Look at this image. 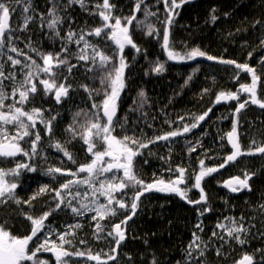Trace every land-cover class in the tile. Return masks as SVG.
Wrapping results in <instances>:
<instances>
[{
  "label": "trees",
  "instance_id": "obj_1",
  "mask_svg": "<svg viewBox=\"0 0 264 264\" xmlns=\"http://www.w3.org/2000/svg\"><path fill=\"white\" fill-rule=\"evenodd\" d=\"M53 2L59 6L57 14L63 19L58 29L61 37L66 35L69 28L77 32L81 29L88 31L104 23L100 16L95 14L99 11L96 7L97 3L102 5L103 0H84V7L79 3L64 7L68 4V0H31L32 11L29 13L23 12V4L16 5V11L10 17L13 41L18 48L23 49L41 65L42 59L35 53L29 52V43L45 53L60 52L62 46L60 39L50 38L52 33L47 28L50 19L48 13ZM136 2L137 0H110V4L115 5L112 9L114 17L136 15V20L127 26L133 41L140 49L137 52L130 45H126L123 51L128 65L125 69L126 86L118 100V111L114 120L116 128L113 135L122 137L125 129L128 130V135H132L133 131L138 135L143 132L149 138L162 135L176 128H182L184 124H190L194 115L202 114L208 108H212L206 122L195 132L192 130L169 141L151 144L149 149H143L145 154L137 156L134 160V171L139 178L146 183L158 179H164L166 182L174 180L179 176L175 171L178 166L187 169L186 177L193 176L200 171V160L204 161L205 167H219L226 156L233 151L228 143L227 133L232 130L234 123L237 125V137L242 150L255 147L252 141H256L258 145L264 144V109L249 103L240 113H235V108L240 102L250 99V94L242 92L240 85L251 84V74L236 69L235 65L218 62L219 59L234 60L236 63H247L255 68L257 75L260 76L257 96L264 99V65L260 63L264 58V49L259 46L261 39H264V0H198L193 5L175 10L178 15L174 13L173 23L169 29L172 50L183 54L193 48H199L207 55L218 58L217 60H208L205 57L169 60L167 52L162 47L164 25L160 21L166 16L163 0H144L140 11L135 10ZM145 10L155 12L156 15L145 16ZM212 15L217 16L215 22L211 19ZM29 16L32 19L25 28V17ZM256 21H260V24ZM109 23L114 24V20H110ZM124 23L122 20V25ZM149 26L160 35L149 36L147 34ZM86 39L98 43L108 55L116 51V46L110 40L104 39V43L95 36H87ZM69 48L70 52L77 50L75 44L70 45ZM249 53H252L251 58ZM7 54L28 63L23 55L17 57L16 53ZM69 59L70 63L77 65L68 79V83L74 86L69 91V97L60 105H56L51 99L42 96L43 86L39 85L37 80L35 82L39 96L30 98L24 105L25 110L41 109L43 115L54 110L53 115L56 116L51 137L45 134L42 123L36 125L35 130H40L42 137L38 144L40 155L31 160V163L37 166V174L29 181L26 180L23 185L24 189L29 190V192L25 191L24 201L37 193L41 186L47 185L48 182H42L39 176L41 169H47L49 166L64 169L63 153L50 147V143L59 141L73 154L76 163L70 161L69 170L76 171L79 165L86 164L92 159L87 153V145L83 144L78 136L73 139L66 129L73 124L77 111H81V116L76 118L81 122L84 120V112L94 111L93 100L89 99V93L80 85L87 84L90 89L100 90V95L92 93L97 103L103 98L104 85L101 84L98 73L86 71V68L91 66V62L85 65L84 61H78L70 55ZM6 60L7 56H4L0 59V63ZM157 63L164 65L165 70L162 73L152 70ZM10 70H12L10 62L5 63V73ZM60 70L68 75L63 66ZM15 71L17 79H22L20 66H16ZM189 77L191 80L188 79ZM4 84L5 91L11 93L10 82L4 81ZM141 91L145 93V97L139 96ZM220 92L236 93L239 95V101L215 107L214 102ZM5 103L10 104L9 101ZM182 116L185 117L183 121L179 119ZM120 125L124 127L121 128ZM7 127L10 134L14 135L15 126ZM33 138L26 137L19 143L23 148L30 149V143L25 141ZM66 141L70 142L65 143ZM197 145L199 146L196 147L195 152L189 151ZM99 147L102 149L103 145ZM2 162L0 169L4 170L14 168L17 163L16 160ZM169 168L172 169L171 172L168 171ZM245 172L254 173L250 183V193L238 197L228 195L222 189V184L236 176L243 178ZM86 175L80 173L79 177L84 178ZM17 180L19 183L18 178L9 175V181ZM193 184L194 178L189 179L181 188H188V198L196 200L200 197V191L192 187ZM201 187L206 194V204L188 203L174 193L155 191L145 193L140 199L136 215L126 226V239L118 249L120 264H129L128 256H131L133 264H152L153 259L156 264H186L188 260L186 250L193 240L194 232L204 241H208L205 256L199 257L203 264H235L245 254L254 255L255 264H260L261 256L264 255L257 251L264 249V235H262L264 209L261 208V205H264V154L238 157L235 162H229L225 167L219 168V171L205 177ZM17 190L18 188L15 191L16 197ZM80 191L83 193L82 188ZM39 199L41 197L32 200L31 204L23 203L22 211L21 204L17 205L9 201L8 204L0 207V223L6 220V226L11 233L19 237L29 235L31 225L24 214L38 216L54 203L50 198ZM204 208L209 210L201 215L200 210ZM120 213L123 214V211ZM91 216L93 215L83 216V240L87 242L83 244V250L91 247L93 253L101 252L102 260H106L107 257L103 253L109 251L111 238L104 237L107 231L111 230V224L119 222L122 215L108 220L97 218L96 221L91 220ZM227 216L244 219L246 222L244 226L250 227L248 242L243 245L236 244L239 246L237 248L234 240H229L228 244H217L218 246H214L216 249H209L214 243V238L216 239L212 233L216 232V226ZM97 222L105 228L104 232L99 233L100 239H97L98 230L95 227ZM198 223L202 225V231L195 227ZM40 236L42 239L43 233ZM34 242L35 238L30 243V247ZM217 250L220 251V255H217ZM38 255L49 264H56L50 252H41ZM87 264H97V262L88 261ZM108 264L115 262L109 261Z\"/></svg>",
  "mask_w": 264,
  "mask_h": 264
},
{
  "label": "snow or ice",
  "instance_id": "obj_2",
  "mask_svg": "<svg viewBox=\"0 0 264 264\" xmlns=\"http://www.w3.org/2000/svg\"><path fill=\"white\" fill-rule=\"evenodd\" d=\"M187 2L188 0H163L166 16L164 20L160 21L164 25L162 30V47L167 52L168 59L192 60L197 57H205L208 60H217L218 58L207 55L199 48H193L183 54L172 50L169 29L173 23V15L174 13L178 15L175 10ZM76 3H79L81 7L85 6L84 0H68V4L64 7ZM143 3L144 0H137L135 10L140 11ZM18 4L24 5L22 9L24 13L32 11L31 0H0V59L7 56V60L4 63H0V157L15 158L18 155H23L31 161L34 157L40 155L38 144L42 137L40 130H35L37 121L44 125L45 134L51 137L53 121H55L56 116L51 115L49 118H45L41 109L33 108L25 110L24 105L29 102L30 98L34 99L38 94V86L35 82L37 80L39 85L43 86L42 91L44 95L46 97L53 95L57 104H60L62 99L69 97V91L74 86L68 83V79L72 75L73 69L77 67L76 64L70 63L69 55L75 57L78 61H84L85 65L91 62V66L87 67L86 71L98 73L104 88L102 90L103 98L97 103L92 93L95 92L96 95H100V90L90 89L87 84L80 85L84 91L89 93V99L93 100L92 109L94 111L84 112V120L82 122L76 119L81 116V111H77L73 124L69 125L66 129V131L71 133L73 139L78 136L83 141V144L87 145V153L92 157L91 161L79 165L76 171L54 166L47 168L46 174L52 176L53 179H57V176L54 174H61L72 178L62 182L59 188L51 189L55 193L53 197L54 203L50 204L42 214L38 216L24 214L25 219L31 225L29 235L19 237L11 233L10 229L6 226V220L4 223H0V264H29V262L30 264H49L47 260L39 257L38 254L41 252L53 253L56 264H87L88 261H96L97 264H108L109 261H114L115 264H120L118 249L126 239V226L128 221L132 220L133 216L136 215L140 199L145 193L153 191L174 193L188 203L200 204L204 202L206 204V194L201 187V183L205 177L219 171V168L225 167L229 162H235L240 156L264 154V144L258 145L256 141H252L255 147H250L246 151L242 150L238 142L237 125L234 123L232 130L227 133L228 143L231 145L233 151L226 156V159L219 167H205L204 161L200 160V171L198 174L194 173L193 176L186 177L185 173L187 169L178 166L175 171L179 173V176L175 180L166 182L164 179H158L151 183H146L134 171L135 158L145 154L142 150L149 149V145L151 144H156L159 141H169L170 138H176L197 129L200 126V122L205 121L208 117L212 108H208L202 114L194 115L192 117L193 122L190 124H184L182 128H176L162 135L149 138L143 132L138 135L135 131H133L132 135H128V130L125 129V134L118 138L113 135L116 128L114 118L117 115L120 94L126 86L125 69L128 67L123 51L126 45H130L137 52L140 51L133 41L129 33V27L127 26L136 20V15L114 17L112 9L115 5L110 4V0H103L102 5L97 3L96 7L99 11L95 13L104 22L101 26L88 31L81 29L79 32L69 28L66 35L61 37L58 29L63 23V19L57 14L59 6L53 2V6L48 13L50 19L47 23V28L52 33L50 38L60 39L62 46L60 52L45 53L29 43V52L35 53L42 59L43 64L41 65L32 56L25 53L23 49L18 48L13 41L9 21L12 14L16 11V5ZM144 14L145 16L156 15L155 12H148L147 10H145ZM31 19L32 17L30 16L25 17V28ZM211 19L215 22L217 16L212 15ZM110 20H114V24L109 23ZM122 20L125 22L123 25ZM256 23L260 24V21H256ZM106 29H110L111 31L105 32ZM102 33H104L103 39L111 40L116 45V51L112 55H108L103 51L98 43L90 42L86 39L87 36L101 37ZM147 34L149 36L153 34L160 35L151 26H149ZM17 39L19 38L17 37ZM72 44L77 46V50L74 52H70L69 46ZM259 46L264 49V39H261ZM5 49L6 51H4ZM7 53H16L17 57L23 55L24 60L28 61V63H24L21 59L14 58ZM251 56L252 53H249V58ZM97 58L99 59L97 60ZM7 62H10L12 70L5 73V63ZM218 62L225 65H235L236 69L247 72L252 76L251 84L240 85V90L249 93L250 99L240 102L238 107L235 108V113H240L249 103L258 105L259 108L264 109V99L257 96V84L260 81V76L257 75L256 69L250 67L247 63H236L234 60L219 59ZM260 63L264 65V58L261 59ZM16 66H20L22 79H17ZM62 66L66 68L68 75H65L60 70ZM152 70L156 73H162L165 69L163 64L157 63ZM188 79L191 80V77ZM4 81L10 82L11 93L5 91ZM139 96L145 97V93L141 91ZM222 99L239 101V95L233 92H220L216 96V103H220ZM6 100H11L12 102L6 104ZM179 119L183 121L185 117L182 116ZM8 125L15 126L16 131L14 135L10 134ZM120 127L123 128L124 126L120 125ZM26 137H34L25 141L30 143V150L28 151L24 150L19 143L20 141H24ZM4 141L8 142L5 143ZM69 142L66 141L65 143ZM101 144L103 145L102 149L99 147ZM49 146L54 147L58 152H62L72 163H76L73 154L61 142L55 141V143H50ZM198 146L190 148L189 151L195 152ZM105 157L108 159L105 160ZM161 158L164 159V157ZM21 170L36 172L37 166L29 162H18L12 169H0V207L8 204L9 201L17 205L21 203L31 204L32 200H36L41 194L49 191V186L44 185L29 200H19L15 196L18 180L6 181L5 176L10 175L18 178L21 176ZM168 171L171 172L172 169L169 168ZM121 172L122 176L118 175ZM80 173H86L87 175L84 178H80ZM253 175L254 173L245 172L243 178L236 176L224 182L223 186L231 192L243 189L251 191L249 180L252 179ZM193 178L194 184L192 187L200 191V197L196 200L188 198V188L182 189L179 187V185L187 184V181ZM83 186H87L88 191L81 193L80 188ZM117 193L121 195L117 197ZM101 197L105 202H101ZM73 201H76V204ZM261 208L264 209V205H261ZM69 209L76 217L95 213V215L91 216V220L93 221H96L97 217H99V220H104L108 217L122 215L119 222L111 224V230L107 231L104 237L105 239L111 238L109 251L103 253L107 257L106 260H102L101 252L93 253L91 247L85 250L76 247L74 240L76 233L74 230L81 227L79 223L65 225V231L63 232H57L50 224H46L49 217L53 216L56 212L67 211ZM119 210H123V214ZM207 210L209 209H201L200 214L203 215ZM228 220V225L218 224L217 228L224 229L229 239L235 240L241 245L247 243L250 227L244 226L242 222L243 218L239 222L230 217ZM95 227L98 230L97 239H100L99 233L104 232L105 228L99 222L96 223ZM195 227L202 231L200 223ZM41 233H43L42 239ZM54 235L57 237L59 243L52 240ZM212 236L224 240V235H220L215 231L212 233ZM68 237H72V239ZM34 238L35 242L30 247V243L34 241ZM80 244H87V242L81 240ZM65 245H68V247L65 248ZM207 248L208 242H205L201 236L194 232L193 240L186 250V256L188 257L186 264H203L199 260V257L205 256ZM73 249L75 250L73 251ZM257 251L264 254V249H258ZM217 255H220L219 250H217ZM77 258H84V260L81 261ZM127 260L129 264H133L131 256H128ZM152 264H156L155 259H153ZM237 264H254V255H243V258ZM260 264H264V255L261 256Z\"/></svg>",
  "mask_w": 264,
  "mask_h": 264
},
{
  "label": "flooded vegetation",
  "instance_id": "obj_3",
  "mask_svg": "<svg viewBox=\"0 0 264 264\" xmlns=\"http://www.w3.org/2000/svg\"><path fill=\"white\" fill-rule=\"evenodd\" d=\"M197 1L198 0H188V2L184 3L180 8H178V10L179 9H183V8H185L187 6L193 5ZM105 32H110V29H106ZM103 37H104V33H102L101 38H103ZM111 42L114 44L113 41H111ZM42 96L47 98V99H49V100L51 99L56 105H60L61 104V103L60 104L56 103V101L53 98V95H48L46 97L44 95V93H43ZM63 100L64 99H62V101ZM54 112H55L54 110H50V113L47 114V115H44V117L45 118H49L51 115L54 114ZM37 123H39V121H37ZM24 150L28 151L30 149L24 148ZM64 159H65L64 169L65 170H69L70 169V161L65 156H64ZM15 160H16L17 163L18 162H29V163H31V161H29V158L26 157V156H23V155H18L15 158H3V157L0 158V162L3 161L2 163L8 162V161H15ZM46 170L47 169H45V168L41 169V171L39 172V176L42 179V182L43 181H47L48 182L47 185H49V191L47 193H45V194L40 195L39 197H41V199H39V200H45V199H48V198L53 200V197H54L55 193L52 192L51 189L59 188V186H60V184L62 182L66 181L67 179L72 178V177H68V176H65V175H61V174H54V175L57 176V179H53L52 176L46 174ZM36 174H37L36 172H28L26 170H21V176L18 177L19 183H18V187H17L18 188V190H17V192H18L17 198L19 200L24 201L25 191L29 192V190H26L23 187V185L25 184L26 180L29 181V179L30 178H34L36 176ZM5 180L9 181V176H5ZM249 185H250V181H249ZM182 186L183 185H179V187H182ZM81 188H82V192H83V187H81ZM16 189H15V191H16ZM237 192H239L237 195H230L228 193L227 194L232 196V197H238V196H242V195L250 193L247 189H243V190H240V191H237ZM22 207H23V203H21V207H20L21 211H22ZM77 223H79L81 225V227L79 229L74 230L75 233H76V235L74 237L75 245L79 249L83 250V244H80V241L83 240V216L82 217H76L70 211H58L53 216H50L49 220L47 222V224H50L54 229L57 230V232L65 231V225H67V224H77ZM68 238L72 239V237H68ZM52 240H55V241H57V243H59V241L57 240V237L55 235L52 237ZM64 247L67 248L68 245H65ZM73 250H75V249H73ZM51 255L54 257L53 253H51ZM78 259L83 261V258H78ZM54 260H55V257H54ZM237 262H239V261H237ZM237 262L235 264H237ZM254 264H255V261H254Z\"/></svg>",
  "mask_w": 264,
  "mask_h": 264
},
{
  "label": "rangeland",
  "instance_id": "obj_4",
  "mask_svg": "<svg viewBox=\"0 0 264 264\" xmlns=\"http://www.w3.org/2000/svg\"><path fill=\"white\" fill-rule=\"evenodd\" d=\"M111 31V30H110ZM100 38V40H102L104 43H105V40L103 39V38H101V37H99ZM89 51H91V50H89ZM99 58H97V60H98ZM18 98V97H17ZM6 101H9L10 103L12 102L11 100H6ZM106 159H108L107 157H105V160ZM108 175H111V174H108ZM118 175H120V176H122V174H118ZM176 179V178H175ZM174 179V180H175ZM85 191H88V189H87V186H83V192H85ZM116 195H119V193H117ZM100 200H101V202L103 203V202H105L104 201V199L101 197L100 198ZM73 203L74 204H76V201H73ZM119 212H120V210H119ZM89 214H91V215H95V213H88V215ZM119 217L121 216V215H118ZM117 216V217H118ZM232 218L233 220H235V221H240V219L241 218H234V217H232V216H227V217H225L219 224H225V225H228L229 224V220H228V218ZM97 218H99V217H97ZM110 218H116V217H108V218H106V219H104V220H108V219H110ZM118 219V218H117ZM243 224H245L246 222L244 221V219H243ZM216 232L218 233V234H220V235H224V240H221V239H219L218 237H216V239L214 238V243H212L211 244V246L209 247V249H216V248H214V246L216 245V246H218L217 244H228V242H229V240H232V239H229L228 237H227V235H226V233H225V231H224V229H221V228H217V226H216ZM225 241H227V242H225ZM206 242V241H205ZM208 242V241H207ZM234 243H235V246L237 247V248H239V246H237L236 244H238V245H241V244H239V243H237L235 240H234ZM224 247H226L225 245H224ZM224 247H223V249H224ZM221 254H223V252L221 251ZM194 255H196V253H194Z\"/></svg>",
  "mask_w": 264,
  "mask_h": 264
},
{
  "label": "water",
  "instance_id": "obj_5",
  "mask_svg": "<svg viewBox=\"0 0 264 264\" xmlns=\"http://www.w3.org/2000/svg\"><path fill=\"white\" fill-rule=\"evenodd\" d=\"M9 24H10V21H9ZM55 100V99H54ZM237 100H230V99H222L221 100V102L220 103H216V101H215V106L216 107H218V106H223V105H227V104H229L230 102H236ZM208 118V117H207ZM207 118L205 119V121H202V122H200V126H202L205 122H206V120H207ZM114 120H115V118H114ZM199 126V127H200ZM198 129V128H197ZM197 129H194L193 130V132H195ZM0 158H2V157H0ZM228 181V180H227ZM238 187V186H237ZM223 190L226 192V193H228V194H230V195H237L239 192H231V191H229L227 188H225L224 186H223Z\"/></svg>",
  "mask_w": 264,
  "mask_h": 264
},
{
  "label": "bare ground",
  "instance_id": "obj_6",
  "mask_svg": "<svg viewBox=\"0 0 264 264\" xmlns=\"http://www.w3.org/2000/svg\"><path fill=\"white\" fill-rule=\"evenodd\" d=\"M215 101H216V100H215ZM230 103H231V102H230ZM230 103H229V104H230ZM214 105H215V102H214ZM227 105H228V104H227ZM223 106H226V105H223ZM215 107H216V106H215ZM218 107H221V106H218ZM170 139H172V138H170ZM233 178H234V177H233ZM230 179H232V178H230ZM252 179H253V176H252ZM252 179L249 180L250 183H251ZM228 180H229V179H228ZM225 182H226V181H225ZM223 184H224V183H223ZM223 184H222V189H223ZM249 192H250V191H249ZM120 211H123V210H120ZM256 239H257V240H260V238H257V237H256Z\"/></svg>",
  "mask_w": 264,
  "mask_h": 264
}]
</instances>
